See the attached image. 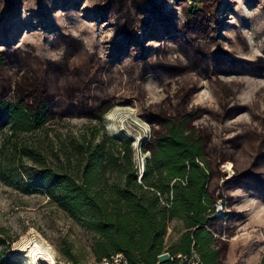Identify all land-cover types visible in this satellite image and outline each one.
<instances>
[{
	"label": "rangeland",
	"instance_id": "1",
	"mask_svg": "<svg viewBox=\"0 0 264 264\" xmlns=\"http://www.w3.org/2000/svg\"><path fill=\"white\" fill-rule=\"evenodd\" d=\"M156 2L165 15L176 13L184 21L187 17L201 19L210 31L209 24L213 26L215 45L212 52L225 51L243 64L259 58L264 61V0ZM105 3L106 0H0V101L21 99L27 104L39 101L48 104L50 109V120L39 129L14 133L6 121L0 124V230L2 237L9 239L4 246H7L6 258L0 256V264H28L26 247L35 244L49 250L54 262H97L99 257L94 252L97 235L85 218L62 208L65 204L61 201L66 196L61 186L54 184L52 173L70 174L76 180L82 159L75 155L74 147L101 140H105L107 148H113L115 143L129 145L135 168L140 173L150 155L147 148L150 140L161 130V117L145 119L142 116L148 104L162 102L163 107L169 108L166 112L170 115L182 113L184 109L196 112L199 108L216 106V99L205 80L195 89L190 103L183 105L180 97L183 93H174L175 82L162 81L154 75L158 72L153 71L146 73L144 81L145 105L135 101L126 105L109 102L97 106L95 99L103 101L110 95H117L120 89L126 91L124 85L127 84L122 79L123 73L119 76L114 71L107 72L114 63L110 60L116 58L124 42L116 12L103 13ZM149 21L151 29L161 31V22L153 16ZM149 27L142 29L145 37ZM208 33L209 40H213L212 32ZM64 36L73 38L88 55L96 56L95 59H103L104 63L105 60L110 61L100 73H96L97 80L91 83L92 91L96 88L97 95L89 93L85 81L93 74L94 67L85 64L79 55L66 57L70 48L61 41ZM155 36L160 37L158 34ZM236 36H242L245 45L238 47L234 44L232 39ZM150 43H156L153 37ZM129 53L125 52V56ZM168 56L165 53L152 66L162 63L176 66V59L172 54ZM177 60L181 64L186 61L182 57ZM133 63L140 73L142 64L135 60ZM188 74L189 71L185 70L176 78L181 80ZM221 77L233 79L230 74H221ZM235 78L241 79L243 84L236 90L229 108L237 110L240 106L249 105L256 119H251L250 110H242L222 121L200 116L189 119L190 124L203 135L204 129L208 128L209 137L214 142L243 130L257 133L264 128V75L240 74ZM93 84H97L99 89ZM42 91L43 95L40 94ZM173 102L177 108L171 106ZM158 108L161 106H155L153 111ZM254 141L250 140L248 151L254 149ZM237 157L235 166L231 161L219 162L220 183L234 177L235 172L251 158L247 154ZM227 162L232 164V175L225 168ZM217 180V174L211 171L210 186L214 200L217 197L214 192ZM108 190L105 187L104 191ZM230 193L233 194H229L231 196L227 199L215 202L222 211L214 234V246L220 249L218 264H264V183L238 185ZM182 231L181 222L172 220L164 237L165 245L176 241ZM2 248L0 245V251ZM166 253L163 252L158 259L165 260Z\"/></svg>",
	"mask_w": 264,
	"mask_h": 264
},
{
	"label": "trees",
	"instance_id": "2",
	"mask_svg": "<svg viewBox=\"0 0 264 264\" xmlns=\"http://www.w3.org/2000/svg\"><path fill=\"white\" fill-rule=\"evenodd\" d=\"M159 8L161 6L156 0H106L103 13L116 12L120 23L119 33L124 42L116 58L110 60L114 63L107 72L114 71L119 76L123 73L122 79L127 84L124 85L126 91L120 89L117 95H110L103 101L95 99L96 105L109 102L126 105L135 101L145 105L144 81L146 73L153 71L158 72L154 74L156 78L175 82L174 93H183L180 95L183 105L190 103L195 89L205 80L216 99V106L199 108L196 112L184 109L182 113L170 115L166 112L169 108L163 107L162 102L146 104L147 111L142 112V116L145 119L161 117V130L150 140L147 147L150 155L140 173L135 168L129 145L115 143L113 148H107L105 140H101L74 147L75 155L82 159L76 180L70 174L56 171L51 176L55 177L54 184L61 186L65 193L62 208L85 218L97 235L94 252L99 259L120 251L125 254L129 264H168L169 258L158 259L163 252H167L169 255L195 254L202 264H218L220 249L214 246L218 225V219L213 216L214 204L217 200L230 197L232 188L238 185L264 183V128L257 130V133L250 129L243 130L235 136L214 142L209 137L208 128L204 129L203 135L190 124L189 119L200 116L222 121L242 110H250L249 105L240 106L237 110L228 106L234 100L236 90L243 84L241 79L235 77L240 74L264 75V61L259 58L243 64L225 51L212 52L215 45L213 26L209 24L210 31L201 19L191 20L187 17L184 21L176 13L165 15ZM151 16L161 22L160 32L149 27ZM146 27H149V31L145 37L142 29ZM208 32H212L213 40H209ZM149 37H153L156 43H150ZM61 41L67 43L66 48H70L66 57L79 55L85 64L94 67L91 71L94 75L85 81L89 93L97 95L96 88L92 91L91 83L97 80L96 73H100L110 61L105 60V64L103 59L88 55L73 38L64 36ZM232 42L238 47L245 45L242 36H236ZM217 43L223 44L220 41ZM125 52L130 53L125 56ZM165 53L167 57L172 54L176 66L163 63L152 66ZM176 57L185 58L186 61L181 64ZM134 60L142 64L140 73L135 68ZM185 70L189 71L187 77L181 80L180 77L176 78ZM221 74H230L233 79H225ZM93 85L99 89L97 84ZM40 94L43 95V91ZM176 102L171 104L173 108H177ZM47 105L39 101L27 104L21 99L0 101V124L6 121L14 133L39 129L50 120ZM155 106L161 108L153 111ZM251 111V119H256ZM250 140H255L252 151H248ZM241 154L251 157L248 163L236 171L237 174L229 181L220 183L219 162L231 161L235 166L237 155ZM213 170L219 178L214 185V192L217 193L215 200L210 186ZM105 187L109 190L104 191ZM72 195L75 197L72 198ZM172 220L180 221L183 231L176 241L166 246L164 237ZM2 234L0 230V245H3L0 256L6 258L7 246H4L9 239L2 237Z\"/></svg>",
	"mask_w": 264,
	"mask_h": 264
},
{
	"label": "built area",
	"instance_id": "3",
	"mask_svg": "<svg viewBox=\"0 0 264 264\" xmlns=\"http://www.w3.org/2000/svg\"><path fill=\"white\" fill-rule=\"evenodd\" d=\"M213 216L216 219H220L222 216V211H220L219 206L215 204H214ZM166 256L167 258H169L168 264H202L198 260L195 254L187 255V254L178 253L175 255H169L168 253H166ZM55 264H68V263L55 262ZM94 264H129V261L123 252L117 251L101 257Z\"/></svg>",
	"mask_w": 264,
	"mask_h": 264
},
{
	"label": "bare ground",
	"instance_id": "4",
	"mask_svg": "<svg viewBox=\"0 0 264 264\" xmlns=\"http://www.w3.org/2000/svg\"><path fill=\"white\" fill-rule=\"evenodd\" d=\"M225 168L229 175H232V164L230 162L225 164ZM25 253V257L28 259V264H55L53 255L49 252V250L38 244L26 247Z\"/></svg>",
	"mask_w": 264,
	"mask_h": 264
},
{
	"label": "water",
	"instance_id": "5",
	"mask_svg": "<svg viewBox=\"0 0 264 264\" xmlns=\"http://www.w3.org/2000/svg\"><path fill=\"white\" fill-rule=\"evenodd\" d=\"M143 170V169H142ZM142 172V171H141Z\"/></svg>",
	"mask_w": 264,
	"mask_h": 264
}]
</instances>
